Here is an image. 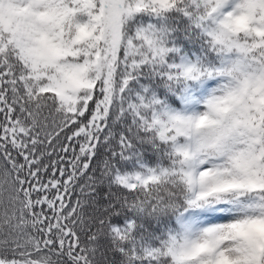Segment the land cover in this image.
Returning a JSON list of instances; mask_svg holds the SVG:
<instances>
[{
	"label": "snow or ice",
	"instance_id": "1",
	"mask_svg": "<svg viewBox=\"0 0 264 264\" xmlns=\"http://www.w3.org/2000/svg\"><path fill=\"white\" fill-rule=\"evenodd\" d=\"M0 264H264V0H0Z\"/></svg>",
	"mask_w": 264,
	"mask_h": 264
}]
</instances>
